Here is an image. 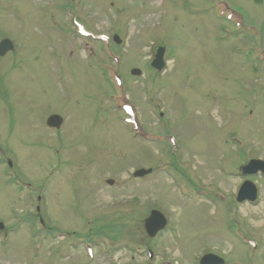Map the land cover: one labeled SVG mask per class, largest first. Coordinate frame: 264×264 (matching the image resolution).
<instances>
[{
	"label": "rangeland",
	"instance_id": "obj_1",
	"mask_svg": "<svg viewBox=\"0 0 264 264\" xmlns=\"http://www.w3.org/2000/svg\"><path fill=\"white\" fill-rule=\"evenodd\" d=\"M6 38L0 264H264V0H0Z\"/></svg>",
	"mask_w": 264,
	"mask_h": 264
},
{
	"label": "water",
	"instance_id": "obj_2",
	"mask_svg": "<svg viewBox=\"0 0 264 264\" xmlns=\"http://www.w3.org/2000/svg\"><path fill=\"white\" fill-rule=\"evenodd\" d=\"M115 41L119 43L117 37ZM13 48L12 43L9 40H4L0 44V56H4L7 52L11 51ZM164 49H159L156 58L152 64L158 70L164 67ZM134 75H140V71L134 70L132 72ZM62 123V119L58 116H52L48 120V125L50 127L59 128ZM242 173L256 174L257 172H262L264 174V162L262 161H251L248 165L241 169ZM151 173V170H140L135 173V177H143ZM257 197L256 189L254 185L250 182H246L240 190L238 201L242 202L244 200L255 201ZM167 225V220L165 217L157 212L153 211L151 216L145 221V230L150 238L156 236V234L163 230ZM224 261L215 255H207L201 259L200 264H223Z\"/></svg>",
	"mask_w": 264,
	"mask_h": 264
},
{
	"label": "flooded vegetation",
	"instance_id": "obj_3",
	"mask_svg": "<svg viewBox=\"0 0 264 264\" xmlns=\"http://www.w3.org/2000/svg\"><path fill=\"white\" fill-rule=\"evenodd\" d=\"M141 249V248H140Z\"/></svg>",
	"mask_w": 264,
	"mask_h": 264
}]
</instances>
